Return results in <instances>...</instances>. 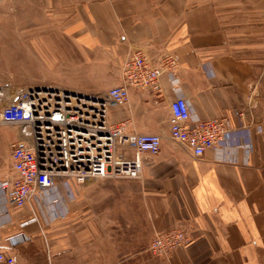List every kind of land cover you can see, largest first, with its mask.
I'll return each instance as SVG.
<instances>
[{"label":"crops","instance_id":"0c3cea01","mask_svg":"<svg viewBox=\"0 0 264 264\" xmlns=\"http://www.w3.org/2000/svg\"><path fill=\"white\" fill-rule=\"evenodd\" d=\"M26 1L30 13L42 1L54 16L70 18L63 31L74 52L66 55L65 79L51 86L97 95L123 84L122 65L135 52L153 65L172 54L194 115L225 118L232 141L247 138L249 147L195 158L168 137L174 95L166 78L160 93L129 88L127 103L109 108L110 120L161 136L158 154L141 155V177L72 182L65 215L30 228V240L20 226L33 208L14 215L0 193V251L16 264H264V0ZM2 89L0 109L19 86ZM0 126L11 133L3 140L0 131L3 182L15 177L11 145L21 132ZM173 229L190 242L167 258L151 257L149 241Z\"/></svg>","mask_w":264,"mask_h":264},{"label":"built area","instance_id":"2783aa9c","mask_svg":"<svg viewBox=\"0 0 264 264\" xmlns=\"http://www.w3.org/2000/svg\"><path fill=\"white\" fill-rule=\"evenodd\" d=\"M177 58L162 56L158 65L138 51L122 65L123 84L97 95L60 87L32 86L18 89L0 109V123L19 127L21 135L11 145L15 177L0 182L3 207L22 215L33 208V217L20 226L22 239L30 240V228L65 215L72 198V182L87 179H139L141 155H156L161 136L129 130L130 121L112 122L111 106H123L129 88L161 92L163 78L174 95L169 102L168 137L188 148L195 158L208 150L229 153L249 147V141L235 143L225 118L195 116L175 76ZM4 90L0 91L3 97ZM190 237L183 229L153 236L148 252L153 258H167L184 248ZM0 264H16L14 257L0 251Z\"/></svg>","mask_w":264,"mask_h":264},{"label":"rangeland","instance_id":"374dc122","mask_svg":"<svg viewBox=\"0 0 264 264\" xmlns=\"http://www.w3.org/2000/svg\"><path fill=\"white\" fill-rule=\"evenodd\" d=\"M35 6V11L30 13L26 0L0 1V88L53 87L50 82L61 83L65 79L66 55L74 52L67 47L69 39L63 31L64 22L70 18L54 16L53 6L44 7L42 1ZM43 40L50 44L48 48L39 47ZM60 44L66 48H61ZM260 89L264 93V80ZM0 131L3 140L11 137L7 127L0 126ZM101 251L106 254V250Z\"/></svg>","mask_w":264,"mask_h":264}]
</instances>
